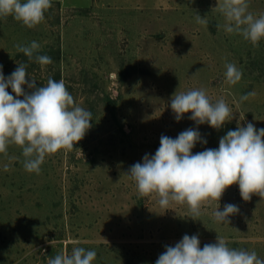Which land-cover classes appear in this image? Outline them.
Masks as SVG:
<instances>
[{"label": "rangeland", "instance_id": "rangeland-1", "mask_svg": "<svg viewBox=\"0 0 264 264\" xmlns=\"http://www.w3.org/2000/svg\"><path fill=\"white\" fill-rule=\"evenodd\" d=\"M216 3L52 0L45 21L34 29L11 16L0 19L4 76L25 63L37 87L49 76L63 78L77 103L92 113L91 128L75 149L46 157L38 175L25 171L19 147L10 146L8 158L0 154V264H47L73 247L95 250L93 264H155L165 246L185 234L198 235L201 248L219 235L229 247L254 250L264 259L259 196L246 202L233 185L193 220L187 205L165 210L156 198L139 197L125 175L146 154H155L161 135L174 139L197 129L207 143H197L195 154L218 148L238 122L264 128V40L253 47L218 28L224 18L212 10ZM249 11L264 12V0H250ZM196 13L207 16V27L196 23ZM33 40L53 61L43 69L16 50ZM226 62L243 72L234 86L225 83ZM200 88L213 102L223 97L233 110V119L219 130L196 125L191 113L179 122L174 118L173 94ZM251 91L255 98L237 103ZM225 204L239 208L229 225L212 216Z\"/></svg>", "mask_w": 264, "mask_h": 264}, {"label": "clouds", "instance_id": "clouds-1", "mask_svg": "<svg viewBox=\"0 0 264 264\" xmlns=\"http://www.w3.org/2000/svg\"><path fill=\"white\" fill-rule=\"evenodd\" d=\"M51 7L52 0H0V19L11 16L24 27L34 29L45 21ZM249 8L250 0H217L212 10L224 18L218 28L229 35H240L258 47L264 40V12L254 14ZM195 21L204 27L208 25L207 16L198 13ZM16 50L42 69L53 63L50 56L40 54L41 45L35 40L17 44ZM27 67L25 63L18 64L6 78L0 64V154L8 158L9 147H19L25 171L38 175L46 157L75 149L91 128L92 113L77 103L63 78L57 81L49 76L46 84L37 87ZM224 67L226 84L234 86L241 81L243 72L235 63L226 62ZM9 88L15 95L7 91ZM255 96V91L245 93L237 103ZM170 107L177 122L191 113L189 119L196 125L207 124L216 130L234 115L223 97L213 102L203 88L176 91ZM197 143L207 141L195 128L182 131L174 139L161 135L155 154H146L142 163L133 164L125 174L135 183L138 196L156 198L165 210L173 203L187 205L193 220L201 216L204 205L219 203L233 185H238L246 202L253 195L264 200V128L257 129L250 122L241 126L238 122L235 130L220 138L218 148L193 154ZM4 170L8 171V165ZM238 213L237 205L225 204L222 211L217 207L212 216L216 222L229 225V218ZM96 256L95 250L73 247L70 252L49 257L47 264H93ZM155 264H264V259L254 250L229 247L219 235L216 243L201 248L198 235L185 234L174 246H165Z\"/></svg>", "mask_w": 264, "mask_h": 264}]
</instances>
